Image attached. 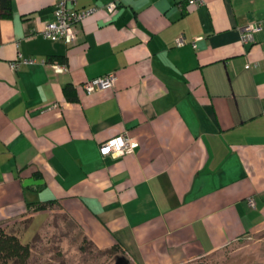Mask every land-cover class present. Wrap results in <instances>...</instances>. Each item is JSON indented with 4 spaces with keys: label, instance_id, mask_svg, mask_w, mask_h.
<instances>
[{
    "label": "crops",
    "instance_id": "obj_1",
    "mask_svg": "<svg viewBox=\"0 0 264 264\" xmlns=\"http://www.w3.org/2000/svg\"><path fill=\"white\" fill-rule=\"evenodd\" d=\"M56 1L0 8V226L63 213L109 264H187L264 231V0H76L97 9L74 43L40 34ZM18 54L36 62L13 70ZM124 131L134 151L104 155Z\"/></svg>",
    "mask_w": 264,
    "mask_h": 264
},
{
    "label": "rangeland",
    "instance_id": "obj_2",
    "mask_svg": "<svg viewBox=\"0 0 264 264\" xmlns=\"http://www.w3.org/2000/svg\"><path fill=\"white\" fill-rule=\"evenodd\" d=\"M28 222L0 226V235L17 231L22 243L32 239L26 259L10 264H109L112 260L114 250L95 248L63 213L52 214L37 231ZM187 264H264V231L245 235Z\"/></svg>",
    "mask_w": 264,
    "mask_h": 264
},
{
    "label": "built area",
    "instance_id": "obj_3",
    "mask_svg": "<svg viewBox=\"0 0 264 264\" xmlns=\"http://www.w3.org/2000/svg\"><path fill=\"white\" fill-rule=\"evenodd\" d=\"M203 0H186V5L189 7H197L203 4ZM76 0H57L54 9V18L47 21L40 31V34L45 38L52 40L63 39L67 43H74L77 39L76 30L80 22L91 15L97 7L77 8L75 6ZM106 10L113 11L116 7L114 0L109 1L104 6ZM261 29V25L258 23H248L241 28V42L250 43L253 41L254 33ZM200 37H195L191 40L193 47H196V42ZM186 38L181 35L177 38V44H184ZM36 62L33 57H26L18 54L16 58L10 62V67L13 70H17L24 64H31ZM42 63L45 60L41 61ZM250 65H246L248 68ZM56 69L63 70L62 66L55 65ZM116 75L113 72H109L92 79L86 80L82 88L86 93H92L96 90H103L114 86ZM58 104L54 103L48 108L56 107ZM139 141L136 135L124 131L118 135H115L106 141L100 143L99 147L104 155L112 157L131 153L138 146ZM249 205L253 206L254 201L250 197L248 199Z\"/></svg>",
    "mask_w": 264,
    "mask_h": 264
},
{
    "label": "trees",
    "instance_id": "obj_4",
    "mask_svg": "<svg viewBox=\"0 0 264 264\" xmlns=\"http://www.w3.org/2000/svg\"><path fill=\"white\" fill-rule=\"evenodd\" d=\"M10 6L11 0H0V8L5 13L10 11ZM64 93L68 100H76L74 88L71 85H66L64 87ZM48 205L49 203H29V209L41 210L47 208ZM20 236L21 235L17 234V231L15 233L0 235V264H10L11 261L25 260V257L29 255L31 249L30 241L32 239L29 242L22 243V241H20Z\"/></svg>",
    "mask_w": 264,
    "mask_h": 264
}]
</instances>
